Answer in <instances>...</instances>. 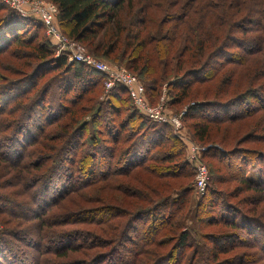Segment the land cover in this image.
Returning <instances> with one entry per match:
<instances>
[{"label":"trees","instance_id":"1","mask_svg":"<svg viewBox=\"0 0 264 264\" xmlns=\"http://www.w3.org/2000/svg\"><path fill=\"white\" fill-rule=\"evenodd\" d=\"M47 1L57 8L62 35L125 66L149 98L165 86L172 106L184 103L193 140L210 145L204 158L211 183L193 203L192 168L169 128L139 115L120 85L100 103L105 77L55 58L37 32L43 25L0 1V56L7 58L0 74V264H223L240 247L251 250L238 264H264V200L257 204L264 197V151L231 150L229 139L216 135L224 123L264 109L254 98L264 97L257 74L264 60L249 70L248 86L259 84L261 93L230 90L235 57H264V0H191L197 8L188 10L189 0ZM162 3L177 10L165 17L151 10L164 11ZM209 18L223 25V35L205 29ZM244 21L260 24V34L248 35L254 30L242 28ZM218 76L213 89L208 84ZM252 94L251 105L245 99ZM233 108L243 110L227 117ZM230 180L248 195L239 198L222 185ZM84 245L89 252L73 256ZM108 245L132 257L115 262Z\"/></svg>","mask_w":264,"mask_h":264},{"label":"rangeland","instance_id":"2","mask_svg":"<svg viewBox=\"0 0 264 264\" xmlns=\"http://www.w3.org/2000/svg\"><path fill=\"white\" fill-rule=\"evenodd\" d=\"M44 2H47V0H42ZM185 1V0H184ZM183 0H179L178 3H181V2H184ZM187 1V0H186ZM191 0H189L187 2V5L185 6V10H188V8L190 6H193L194 8H197V4L195 5H192L190 4ZM162 10L164 11H158L157 9H151V10H155L157 12H159V14H161L160 16L162 17H165V14L166 12L168 11H172V10H177V7H171V6H167V5H164L162 3ZM249 6V5H247ZM250 7V6H249ZM190 9V8H189ZM150 10V11H151ZM247 11L245 9V15H247ZM164 15V16H163ZM190 16H192L193 18H195V14L191 13ZM57 17V16H56ZM28 18H32L35 20V22H39L41 25H43L40 20H38L37 18H34V17H27ZM186 19H187V16H186ZM212 19L213 21L215 22L216 20L214 18H209L205 23H204V27L205 29L207 30H210V31H217L219 30L222 34V31H223V25H221L220 23L218 25H215L214 23V26H213V22H212ZM189 20V18H188ZM251 20V19H250ZM253 20V19H252ZM186 21V20H185ZM190 21V20H189ZM175 22V21H174ZM248 22H252V21H244L242 22V28H248L249 26H251L250 29L254 30V31H251L248 35H252V36H255L256 34H260V32L258 31L261 27L260 24H257V25H252ZM55 25L57 26L58 30L60 31L61 33V30L59 28V25H58V22H57V19L55 18V21H54ZM187 24L189 23H184L180 26L179 28V32H182L183 30H186V27H187ZM168 24L165 25V27H168L167 26ZM44 27V26H43ZM217 27V28H216ZM40 28V27H39ZM44 29V30H43ZM40 28L38 29V33L40 36H42L49 44L50 48L53 49L54 51V57H58V56H65L64 54L60 53L58 56H57V49H56V46L53 45V42L54 40L50 39L47 35H46V30H45V27L44 28ZM238 32H241V30H239ZM238 32H235L232 33V37L233 36H236V37H239L240 34ZM62 34V33H61ZM241 37V36H240ZM79 44V43H77ZM86 52L88 55H90L91 57L97 59V60H100V61H103L105 62L106 64H109V65H113V66H118V67H122V68H125V66H121V65H118V64H114V63H111L107 60H104V59H100L99 57L95 56V55H92L90 54L81 44H79ZM257 54V53H256ZM254 54L250 60H248V56H247V59L242 61L243 57H240L238 58L239 56L235 57L234 59L236 61H234L236 64L238 63L237 66H233L235 64L232 65V67L230 68H234L235 67V75L233 77V83H232V86L230 87V90L231 91H234L235 88H237V91L239 90H242L243 92H246L248 88H251V89H257L259 92L262 91V87H260L259 84H255L254 86H248V84L251 83V74H250V71L249 70H253V67L255 64L258 65L259 62L263 61L264 57L261 55V54ZM7 58L5 56L1 57L0 56V63H1V67H0V74L2 75H5V70H7ZM264 62V61H263ZM67 63H68V60H67ZM70 63V62H69ZM72 63V62H71ZM217 61L216 60H212L211 61V66H215L217 65ZM126 69V68H125ZM209 72V71H208ZM207 72V73H208ZM258 76L262 79H264V67L263 65H261L258 69V72H257ZM137 78V77H136ZM219 78L220 76H218L216 78V80H214L213 82H211L210 84H208L209 86H212L213 89H215L216 85L218 84V81H219ZM138 80V78H137ZM138 82L143 86V84L138 80ZM2 84L1 82V78H0V85ZM258 85V86H257ZM248 86V88H247ZM205 87V85H204ZM203 87V88H204ZM101 95L100 97L98 98V101L100 103H103L105 98H106V95L108 93H106L105 91V87H104V84L103 86L101 87ZM143 93H144V97L146 98V101L147 103L151 106V107H154V106H157L160 102H161V99L162 100V110L165 111V115L166 116H173V115H182L183 117V114L186 110V106L183 104H181L180 106H172L171 105V97L169 96V93H168V90L166 89L165 86L162 87L161 89V92L158 96H151L150 98L148 97L147 93H146V89L144 88L143 86ZM261 93V92H260ZM253 94L252 95H249L248 97H246L245 101H249V103L254 104L253 102H255L256 100L253 99ZM254 98L256 99H262L264 101V97L262 98L260 94H258V97H255ZM255 100V101H254ZM132 102V101H131ZM193 103L189 104V105H192ZM134 110L142 116V114H140L138 112V110L133 106ZM234 110H231L230 112H228V115L227 117H230V118H235L237 117V115H239V113L243 110H239L237 108H233ZM180 119V126L178 129L175 128V126L173 124H170V123H158V124H162V125H165L169 128V130L171 131V133L182 143V145L184 146V159L185 161L187 162V164L192 168V171H191V179H190V185H189V189L191 190V197H192V201L193 203H195L199 198L200 196H203L205 193H206V190L209 186V184L211 183V180H210V168H209V165H208V162L205 158H204V153L207 149L210 148V145H200L199 143L195 142L190 134V132L188 131L187 127H186V124L184 123L183 119ZM148 119V118H147ZM264 119V109L259 111L258 114L252 118H241V119H235L233 121H229V123H224L223 125H221L220 127V131L216 134L218 135V139H222L224 136L226 138L229 139V142L230 143V146H232L231 150H233L234 148H238V149H250V150H256L257 152L258 151H264V132H263V129H259L258 127H263L264 128V122H262V120ZM149 120V119H148ZM257 121H261V123L257 124ZM255 126H258L257 129H255ZM229 135V136H228ZM214 148H217V149H221L218 145H214ZM1 157V156H0ZM1 159V158H0ZM3 160V159H1ZM198 164H203L205 167H206V170H207V173H208V176H209V180H208V183H207V187L205 189V192H203V194H200L197 192L196 188L194 187V178H195V174H196V169H197V165ZM251 168V167H250ZM248 168V173H251L254 175V177L257 175V172H256V169H250ZM247 173V174H248ZM222 176L225 178V179H228L227 178V174L226 173H223ZM240 176V175H239ZM234 177L236 178H239L238 177V174L234 175ZM233 180V178H232ZM230 180L229 182H224L222 185L223 186H226V187H229L234 194H239V198L241 197H245L248 195V193H242L243 192V189L242 187H238L237 186V181H232ZM9 184H14V183H11V181H8ZM2 191L4 192H8V191H11L13 190V188H4V189H1ZM14 190H17V188L15 187ZM79 198L81 199V197L79 196L78 193H74L72 194V198ZM261 199L264 200V197L263 196H260L258 197L257 199V204H260L261 203ZM233 202V201H232ZM71 205V204H70ZM264 203L262 201V203L259 205V211L261 210H264V207H263ZM0 218H3L2 216H0ZM16 221V220H14ZM14 221L10 220V219H7V222L9 225L7 226H14ZM7 226H4V227H7ZM26 227V226H25ZM20 229V228H19ZM25 230L26 231V228L24 229H20V231H23ZM81 232V231H79ZM258 233V232H257ZM13 239V238H12ZM14 240V239H13ZM13 244L16 243V241H12ZM20 243V242H18ZM22 245V243H20ZM23 246V245H22ZM46 248H48V246H45ZM108 247H110L109 245L106 247V253L108 254L107 256H110V259H113L115 262H119L120 260V257L123 256L125 261L126 258H130L132 257V253L129 254L128 253H125V250H124V247L122 248V246H111V248L108 249ZM24 248V247H23ZM86 246H82V248H78V250L76 252H74L73 256H76L77 258H83V255H84V251L86 252H89L88 250H86ZM251 249H246V248H237L234 253L235 254H231L230 256H235L233 258L234 261L233 262H230V263H224L222 262L223 264H238L240 263L241 261L244 260L245 256L243 257L242 254H244L245 252L244 251H248L250 252ZM13 251L16 252V250L13 249ZM98 251V249H97ZM93 252V251H91ZM29 253L31 254L32 251L30 250ZM240 257L237 259V257ZM29 260V258H27ZM237 260V261H236ZM111 263L110 261H108L106 264H109ZM24 264H28V263H24ZM101 264H104V263H101ZM219 264V263H218Z\"/></svg>","mask_w":264,"mask_h":264},{"label":"built area","instance_id":"3","mask_svg":"<svg viewBox=\"0 0 264 264\" xmlns=\"http://www.w3.org/2000/svg\"><path fill=\"white\" fill-rule=\"evenodd\" d=\"M11 10L16 11L23 18L34 17L40 20L46 30V35L54 40L57 56L62 53L67 57L68 62L80 63L105 77V91L111 90L115 85L122 86L133 106L140 114L155 123H170L176 129L180 126L182 115L166 116L162 110V100L154 107H151L144 97L143 86L138 82L135 75L127 69L106 64L90 55L77 42L65 37L60 33L54 21L57 16V8L51 2L42 0H0ZM209 176L206 167L198 164L194 178V187L197 192L203 194L207 187Z\"/></svg>","mask_w":264,"mask_h":264}]
</instances>
